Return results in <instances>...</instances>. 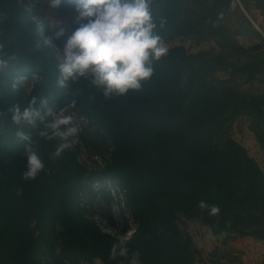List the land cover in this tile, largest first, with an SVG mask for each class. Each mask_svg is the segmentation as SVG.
<instances>
[{
  "label": "trees",
  "instance_id": "obj_1",
  "mask_svg": "<svg viewBox=\"0 0 264 264\" xmlns=\"http://www.w3.org/2000/svg\"><path fill=\"white\" fill-rule=\"evenodd\" d=\"M232 1L152 0L156 34L204 32L220 38L221 46L244 52L247 48L223 24ZM193 5L201 7L195 17ZM36 14L28 13L20 0H0V59L7 62L0 69V264H47L46 257L54 264H80L93 257L104 264H128L121 257L109 258L112 244L120 239L127 240L129 259L133 252L140 253L141 264H198L177 213L203 222L220 243L240 235L264 239L263 170L243 145L224 136L229 122L246 114L264 146V93L212 84L205 78L221 65L233 67L248 80H264V55L228 61L221 53L187 52L174 45L153 60L152 75L140 89L105 98L83 78L64 87L58 84V60L40 37V31H47ZM33 73L42 78L26 94L18 78ZM33 96L36 107L41 99L47 105L59 100L57 109L76 111L106 130L113 147L100 179H115L124 190L137 218L129 236L105 230L79 209L85 168L69 147L54 156L65 142L39 135L46 117L36 127L12 122V106L19 104L23 110ZM73 100L75 106L68 107ZM18 132L30 139L22 140ZM29 144L45 165L33 180L22 178ZM200 200L218 205L219 215L201 211ZM221 232L226 233L223 239Z\"/></svg>",
  "mask_w": 264,
  "mask_h": 264
},
{
  "label": "rangeland",
  "instance_id": "obj_2",
  "mask_svg": "<svg viewBox=\"0 0 264 264\" xmlns=\"http://www.w3.org/2000/svg\"><path fill=\"white\" fill-rule=\"evenodd\" d=\"M23 8L32 13L36 11L35 19H38L47 32L40 31V37L44 42L49 39L52 34L58 30L53 28L57 22H61V26L65 29V36L53 43L59 47L63 44L67 35L74 30L73 24V8L76 0H62L61 6L53 11L48 4V0H20ZM242 2V1H241ZM243 4V2H242ZM244 6V5H243ZM192 17L201 10V7L193 5ZM33 17V16H32ZM223 24L228 33L240 43L239 35L252 34L255 40L249 44H242L246 47V51L238 52L235 49L221 46L220 38L209 35L207 33L190 34V35H164L161 40L169 50L174 45H182L187 52H197L200 50L210 51L212 53H221L228 61H247L264 55V40L257 33L251 31L250 25L243 8L237 0L227 5L226 14L223 18ZM168 52V51H167ZM52 57L58 60L56 48L52 47ZM59 62V61H58ZM42 76L36 73L19 76L17 85L21 86L23 92L28 94L32 88L33 82ZM205 78L209 83L216 85H232L237 89L249 92H261L264 88V80L255 78L248 80L245 75L237 73L233 67L217 66L215 69L205 73ZM69 83V82H67ZM61 97V94H59ZM59 101V100H58ZM58 101L48 104L44 112L48 109L59 111L57 109ZM66 114L74 116V126L79 131L75 137L63 140L68 143L85 168V186L81 189L78 199V207L90 219L99 222L107 231L120 236H129L137 226V218L127 204L124 190L119 182L115 179L102 177L99 171L103 165L111 157L112 142L106 130L99 125L94 119L81 115L76 111L69 110ZM48 122L51 117L46 116ZM252 117L246 114H240L234 117L228 124L224 136H230L237 140L245 147L248 154L257 157V161L264 173V146L258 141L254 131L251 129ZM75 141V142H73ZM11 154H15L16 150H12ZM177 223L183 234L190 236L196 249V259L198 264H226L223 255L230 252L232 248L228 245L218 244L211 231L203 222L195 218H190L183 213H177ZM35 226V221L31 222ZM57 229L59 227L57 226ZM34 232L39 234L37 228ZM220 243V242H219ZM57 245V242H56ZM47 264H54L51 257L44 258ZM48 260V261H47ZM80 264H104L98 257L91 259H82Z\"/></svg>",
  "mask_w": 264,
  "mask_h": 264
},
{
  "label": "clouds",
  "instance_id": "obj_3",
  "mask_svg": "<svg viewBox=\"0 0 264 264\" xmlns=\"http://www.w3.org/2000/svg\"><path fill=\"white\" fill-rule=\"evenodd\" d=\"M48 4L55 11L61 6L62 0H48ZM151 4L152 0H76L73 8L75 28L71 34L57 47L53 41L65 36L64 27L57 21L53 28L58 30L45 41L56 48L58 84L64 87L68 81L76 82L83 78L102 91L105 98L140 89L141 82L152 75L153 60H158L168 51L156 34ZM6 64L5 60L0 59V69ZM12 88H16L15 81ZM75 103L73 100L68 107H74ZM36 104L37 97L33 96L23 110L19 104L13 105L10 109L12 122L36 127L38 121L44 123L48 116L51 120L45 124V130L39 132L40 136L68 140L77 135L79 129L74 126V116L66 114L68 108L59 111L48 109L42 113L41 108L47 106L46 99L40 100V107H36ZM17 135L25 141L30 139L22 132ZM69 146L68 143H61L54 156H59ZM25 154L27 163L22 178L33 180L45 165L30 144L26 146ZM197 207L201 211L207 210L210 216L220 213L218 205L205 200H200ZM225 235V232H221L220 239ZM117 257L128 260V264H141L138 251L133 252L129 259L125 239L111 246L109 258L115 260Z\"/></svg>",
  "mask_w": 264,
  "mask_h": 264
},
{
  "label": "crops",
  "instance_id": "obj_4",
  "mask_svg": "<svg viewBox=\"0 0 264 264\" xmlns=\"http://www.w3.org/2000/svg\"><path fill=\"white\" fill-rule=\"evenodd\" d=\"M237 1L243 8L250 25H252L250 30L257 33L264 40V0ZM238 38L240 43L243 42L242 44L245 45L255 40L252 34H241ZM260 91L264 93V88H261ZM254 158L257 161V157ZM257 163L260 166L261 162L257 161ZM218 244L222 243L218 242ZM223 245H228L232 248L230 252L223 255L226 264H264V239L251 235H240L223 243Z\"/></svg>",
  "mask_w": 264,
  "mask_h": 264
}]
</instances>
